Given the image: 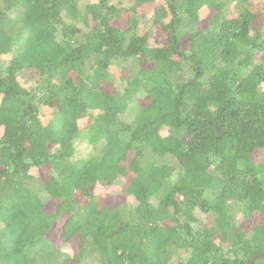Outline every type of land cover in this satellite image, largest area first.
<instances>
[{
  "label": "trees",
  "instance_id": "obj_1",
  "mask_svg": "<svg viewBox=\"0 0 264 264\" xmlns=\"http://www.w3.org/2000/svg\"><path fill=\"white\" fill-rule=\"evenodd\" d=\"M117 1L0 0V264H264V0Z\"/></svg>",
  "mask_w": 264,
  "mask_h": 264
},
{
  "label": "rangeland",
  "instance_id": "obj_2",
  "mask_svg": "<svg viewBox=\"0 0 264 264\" xmlns=\"http://www.w3.org/2000/svg\"><path fill=\"white\" fill-rule=\"evenodd\" d=\"M254 1H260V0H254ZM117 5L123 3L124 5L127 4L126 0H122V1H117L116 2ZM205 21H201L200 23V26H203ZM114 73L117 75L118 74V68H115L113 69ZM28 72L27 71H21L18 75V79L21 83H25L26 80L29 78L28 76ZM47 113H49V111H46ZM74 147H75V153H74V156L77 157V158H84L87 154H89L91 151H92V148L91 146L86 143L85 141H83L82 139H79V140H76L75 143H74ZM124 182H122L120 185L118 186H113L111 187L110 189L108 188V190L106 188H100L99 190H97L98 193H100L101 195H104L106 193H116V194H122V188L124 187V185H126V181L123 180ZM116 190V191H113V190ZM238 216V222H239V226L242 228V229H249V225L245 224V221H241L240 220V215L237 214ZM202 217V222L206 223V224H210V220L208 217H205V216H201ZM53 238V240L57 241L58 240V237H59V228H56V230L54 231L53 235L51 236ZM77 248V244L76 242H73L71 243V245L66 248H64V250L69 253L72 252L73 250H75Z\"/></svg>",
  "mask_w": 264,
  "mask_h": 264
},
{
  "label": "water",
  "instance_id": "obj_3",
  "mask_svg": "<svg viewBox=\"0 0 264 264\" xmlns=\"http://www.w3.org/2000/svg\"><path fill=\"white\" fill-rule=\"evenodd\" d=\"M254 258H255V257H252V258L250 259V262H249V264H252V262H253Z\"/></svg>",
  "mask_w": 264,
  "mask_h": 264
}]
</instances>
